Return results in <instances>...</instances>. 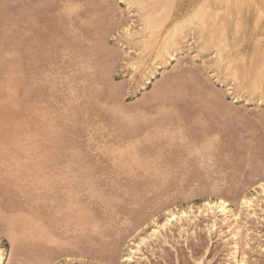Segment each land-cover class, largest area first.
I'll return each mask as SVG.
<instances>
[{
  "label": "rangeland",
  "instance_id": "374dc122",
  "mask_svg": "<svg viewBox=\"0 0 264 264\" xmlns=\"http://www.w3.org/2000/svg\"><path fill=\"white\" fill-rule=\"evenodd\" d=\"M57 1L63 3V0H0V53L8 49L12 54L7 56V62H10L0 68L1 72L5 71L1 82L11 79L15 72L18 74V79L14 78L16 81L22 78L18 87L13 89H16L14 92L21 104L16 102L14 107L6 103L8 107L2 106L0 125L6 119L5 125H2L5 131H14L11 128L13 123L10 126L13 121L6 118L12 110L18 111L20 120L24 116L29 122L26 120L27 128L19 130L20 134L15 132L18 136L10 133L11 139L0 132V139L7 138L3 141L5 143L0 142V248L6 250V264H233L230 258L232 244L223 238L229 229L210 213L199 215L198 212L205 201L215 202L220 196L227 201L229 209L239 214L237 221L232 223L233 229L241 231L237 233V240L245 261L239 264H264V195L259 194L260 185L264 187V93L259 90L250 93L249 82L252 80L249 79L253 74L246 78V68L242 71L244 67L238 68L243 63L248 65V69L255 68L257 62H251L250 57L255 56L253 60L256 61L257 56H262L264 0L238 2L242 19L237 22L241 26L232 48L235 51L238 47L242 49L245 54L241 60L245 61L239 59L233 64L235 77L225 69V61L216 64V48L213 41L209 43L211 24H216V32L223 28L228 32L233 24L230 23L232 17L226 15L223 8V0H143V8L139 0H80L83 5L77 7V17L73 13L76 18L66 10V15L59 17L63 13ZM65 2L60 4L64 7ZM54 4L56 8H53H58L59 12L46 11ZM72 10L70 12H74ZM46 13L48 17L44 16ZM194 13V19L188 21ZM68 14L72 16L68 18ZM146 16H149V21ZM201 17L204 21L198 20ZM187 18L188 22L184 24ZM52 19L62 26L53 23L54 28L59 27L56 41L63 42L61 49L60 43L52 42V38L49 41L51 33L50 36L48 31L44 33L52 28V23L47 27ZM26 20L27 23H24ZM29 21L37 25L34 27ZM200 22L204 24L201 25L204 31L200 29ZM23 23L29 27L25 32L21 29ZM180 23L181 30L176 33L177 36L175 34V39L180 38V41L176 39L177 45L168 49L166 44ZM43 25L48 29L45 30ZM49 32L53 34L52 30ZM216 32L214 35H218ZM44 34L50 44V48L46 44L47 51L52 48V43L58 45L57 50L54 46L55 50L51 49L53 54H58L53 55L55 58L45 55L47 57L42 59L41 50L46 43ZM219 39H222L221 36ZM39 40L43 42H37ZM218 40L214 39L216 43ZM45 49L43 53L51 55ZM224 56L227 57V53ZM46 59L48 62H45ZM7 64L13 65L12 69ZM7 69L9 72L16 71L11 74ZM235 83L241 86L238 90L234 87ZM244 84L247 89L242 88ZM47 104L50 105L48 111L45 108ZM45 111L53 122L47 119ZM41 112L45 115L42 116ZM40 115L48 121L45 118L42 120ZM163 115H170V118ZM49 121V125L54 123L56 126L50 125L54 127L49 128L50 134L46 132L48 126H44ZM40 123H45L44 128ZM35 125L38 126L36 130ZM212 131H217V135ZM213 140L217 141V145ZM34 151H38L36 156L40 155L43 159L39 156L41 160H37L38 164L35 162L38 157L33 158ZM18 161H25L21 170L14 169ZM11 171L19 174L15 176L14 172V177H11ZM244 198L251 199V211L242 205ZM72 203L75 205L69 208ZM188 207L192 208V213L188 214L190 222H173L172 226L160 230L156 238L149 239L147 246H142L139 252H131L133 242L148 235L156 223L162 225L169 212L175 213ZM77 209L82 211V217ZM55 212L57 215H54ZM34 213L37 214L34 220L40 221L43 216V221H40L43 223L49 221L47 216L56 218L50 219V222L59 224L55 229L53 222L50 243L32 237L35 223L31 225V219L32 222L34 220L29 217ZM212 223L216 227L209 229Z\"/></svg>",
  "mask_w": 264,
  "mask_h": 264
},
{
  "label": "bare ground",
  "instance_id": "6f19581e",
  "mask_svg": "<svg viewBox=\"0 0 264 264\" xmlns=\"http://www.w3.org/2000/svg\"><path fill=\"white\" fill-rule=\"evenodd\" d=\"M59 1H61V0H59ZM79 1V2H78ZM240 1H242V0H223V8H225V11H226V15H228V16H230V17H232V20H231V22L230 23H233L235 26L233 27V24L231 25V26H229V29H228V32L226 31V29L225 28H223L221 31H219V32H221L222 34H220V36H221V40L219 41L218 40V38H220V36L218 37V35H219V32H216V31H218V29L216 30V28H217V26H216V24L214 23V24H211L210 26H212V27H210L211 29H210V33H209V43L211 44V43H213V46H214V48H216L215 49V53H216V64L217 63H219V62H221V64L222 63H224L223 61H225V69L229 72V70H230V76L232 75L233 77H235V74H236V69H233V64L235 65V62H237L239 59L241 60V57L242 56H244V52L242 51V49H240L239 47L236 49V51L235 50H233V48H232V43L233 42H235L236 40V37H235V35H236V32H239V27L241 26V25H238L237 24V22H239V21H241V19H242V14H241V12H242V10L240 9V7H238V2H240ZM64 0H63V3L62 2H56V3H58V7L60 6H62L63 7V5H64ZM71 0L69 1L68 0V2L66 1L65 3V6L63 7V9H62V7L59 9L60 10V12L61 13H63V14H61V15H59V13L57 14V15H59V17L60 16H62L63 17V15L65 14L66 15V11H69V13H72V15H73V13L75 14V11H76V9H77V7L79 6V5H81L82 3H80V0H77V2H78V4H76L77 2L75 1L74 2V0L71 2V3H73L72 5V7H71ZM142 2H143V0L141 1V0H139V5L143 8V4H145V3H143L142 4ZM259 2V1H258ZM60 3H62V4H60ZM67 3H69L68 5H67ZM147 3V2H146ZM134 4V3H133ZM55 5L56 4H54V6H52V8L53 7H55ZM66 5H67V7H66ZM83 5V4H82ZM236 5H237V8H236ZM71 7V8H69V7ZM75 6V7H74ZM65 7H66V9H65ZM43 8V7H42ZM51 7H49V8H45L46 9V11H48V9H50V12L52 13V12H54V11H52V10H56V12H59V11H57V9H55V8H53L52 9ZM69 8V9H68ZM75 9V10H72V9ZM85 8V7H84ZM68 9V10H67ZM80 9V8H79ZM8 10V9H7ZM66 10V11H65ZM74 11V12H70V11ZM45 11V12H46ZM62 11H64V12H62ZM50 12H47L48 14H50ZM77 12V11H76ZM90 12V11H89ZM96 12V11H95ZM44 14V16L46 15L47 17H48V14ZM55 13V12H54ZM88 13V12H87ZM97 13V12H96ZM214 13V12H213ZM6 14V13H5ZM4 15V14H3ZM51 15V14H50ZM53 15V14H52ZM69 15L70 14H68L67 15V17L69 18ZM72 15H70V16H72ZM92 15V14H91ZM244 15V14H243ZM74 16V15H73ZM75 16H76V14H75ZM74 16V17H75ZM150 16V15H149ZM149 16H146V20H150V18H149ZM194 16H195V13L194 14H192L190 17H188L189 18V20H188V18L185 20V22H184V24L185 23H187L188 21H191V20H193L194 19ZM9 17V16H8ZM30 17V16H29ZM28 17V19H30ZM43 17V16H42ZM56 17V16H55ZM59 17H57L56 19L57 20H59ZM67 17H65V18H67ZM77 17V16H76ZM75 17V18H76ZM148 17V18H147ZM193 17V18H192ZM226 17V16H225ZM21 18V17H20ZM72 18V17H71ZM86 18V17H85ZM95 18V17H94ZM191 18V19H190ZM9 19V18H8ZM7 19V20H8ZM24 19V18H23ZM73 19V18H72ZM79 19V18H78ZM81 19V18H80ZM83 19V18H82ZM89 19V18H88ZM88 19H87V21H88ZM93 19V18H92ZM97 19V18H96ZM200 19L201 20H203L204 21V18L202 19V17L201 18H199L198 20L200 21ZM32 20V19H31ZM41 20V19H40ZM39 20V21H40ZM46 20V19H45ZM57 20H55L54 21V19H52V20H50L51 22H49V23H47L48 25H47V27L48 26H50L51 25V23H52V25H54V24H57L58 25V23L57 22H59V21H57ZM65 20V19H64ZM63 20V21H64ZM67 20V19H66ZM65 20V21H66ZM148 20V21H149ZM188 20V21H187ZM6 21V20H5ZM37 21V20H36ZM35 21V22H36ZM43 22H44V20H42ZM53 21V22H52ZM57 21V22H56ZM62 21V22H63ZM187 21V22H186ZM24 23H27V20H26V22L25 21H23ZM30 22V21H29ZM33 22V21H32ZM32 22H30V24H33ZM42 22V23H43ZM48 22V21H47ZM56 22V23H55ZM80 22V21H79ZM89 22V21H88ZM3 23V22H2ZM23 23V24H24ZM38 23V22H37ZM46 23V22H45ZM44 23V24H45ZM54 23V24H53ZM101 23V22H100ZM183 23V22H182ZM182 23H180L179 25H177L176 26V29L174 30V33H173V35L170 37V39H169V41L167 42V44H166V47H168V49L169 48H172V47H175L176 45H177V41H180L179 39H177V41H176V39H175V34L179 31V30H181L180 28L182 27V26H180ZM63 24V23H62ZM71 24V23H70ZM70 24H69V27H70ZM78 24V23H77ZM81 24V23H80ZM85 24V23H84ZM89 24V23H88ZM147 24V23H146ZM169 24V23H168ZM254 24V23H253ZM4 25V24H3ZM34 25V27H35V25H37V24H33ZM33 25H31V27L33 26ZM40 25V24H39ZM46 25V24H45ZM45 25H43L44 27V29L46 30V29H48V28H46V26ZM50 26V27H52V28H54L55 27V25L54 26ZM56 25V26H57ZM64 25V24H63ZM73 25V24H72ZM71 25V26H72ZM82 25V24H81ZM121 25V24H120ZM201 25L203 26L204 24H202L201 22H200V27H201ZM20 26V25H19ZM41 26H42V24H41ZM40 26V27H41ZM58 26H60V27H62L60 24L58 25ZM90 26H92V25H90ZM180 26V27H179ZM219 26V25H218ZM22 27H24V28H22ZM21 27V29H24V32H25V29L26 30H28L29 29V27L27 26V24H26V26H25V24H24V26H22ZM27 27V28H26ZM49 27V28H50ZM104 27V26H103ZM126 27V26H125ZM221 27V26H220ZM223 27V26H222ZM236 27V28H235ZM42 28V27H41ZM40 28V29H41ZM52 28H50L49 30H46V32H44V30H43V32L46 34L47 33V31H48V33H47V35H49L50 33H51V35H52V37H49V41H51L50 39L52 38L53 40H52V42H55L56 40H58V38H57V34H60L57 30L59 29V27H58V29L57 28H54V29H52ZM65 28V27H64ZM96 28V27H95ZM203 27H201L200 29H202ZM20 29V30H21ZM39 29V28H38ZM56 29V30H55ZM63 29V28H62ZM68 29V28H67ZM71 29V28H70ZM204 29L206 30V26L204 27ZM37 30V29H36ZM42 30V29H41ZM53 31V34H55L54 36V38H53V34H52V32H49V31ZM64 30V29H63ZM96 30V29H95ZM225 30V31H224ZM22 31V30H21ZM32 31V30H31ZM54 31H56V32H58V33H56V32H54ZM59 31H61V29L59 30ZM107 31V30H106ZM108 31H110V30H108ZM201 31H204L203 29L201 30ZM40 32V31H39ZM43 32H40V33H43ZM74 32V31H73ZM77 32V31H76ZM131 32V31H130ZM207 32V31H206ZM217 33L218 35H214V33ZM16 33H17V31H16ZM28 33V32H27ZM23 34V33H22ZM25 34V33H24ZM44 34V38L47 40V36ZM62 34V33H61ZM94 34V33H93ZM99 34V33H98ZM101 34V33H100ZM263 34V33H262ZM35 35V34H34ZM40 35L41 34H39V37H40ZM160 35V34H159ZM158 35V36H159ZM202 35V34H201ZM214 35V36H213ZM25 36V35H24ZM46 36V37H45ZM58 36H60V35H58ZM84 36V35H83ZM176 36H177V34H176ZM181 37V36H180ZM208 37V36H207ZM215 37H218V38H215ZM12 38V37H11ZM23 38V37H22ZM40 38H43V37H40ZM59 38H61V37H59ZM65 38V37H64ZM80 38V37H79ZM92 38H94V37H92ZM182 38V37H181ZM216 39V40H218V43H216L215 41H214V39ZM240 38H242V37H240ZM76 39H77V37H76ZM160 39V38H159ZM207 38H205V40H206ZM213 39V40H212ZM19 40V39H18ZM38 40V39H37ZM43 40V39H42ZM42 40H39V41H37V42H43ZM45 40V42L46 43H43V44H45L44 46L45 47H43L45 50H46V52L48 53V52H51V49H56V46H58L56 43V46H54V43H52L51 45V49H49L48 51H47V47L48 48H50V44H48L47 42H49L48 40L46 41ZM55 40V41H54ZM60 40V39H59ZM70 40V39H69ZM91 40V39H90ZM235 40V41H234ZM16 41V40H15ZM20 41H21V38H20ZM36 41V40H35ZM211 41H213V42H211ZM26 42V41H25ZM32 42V41H31ZM34 42V41H33ZM36 42V43H37ZM56 42H58V43H60V41H56ZM19 43V42H18ZM51 43V42H50ZM63 43V42H62ZM62 43H60L59 44V48H60V45L62 44ZM204 43H206V41L204 42ZM7 44V43H6ZM16 44V43H15ZM32 44V43H31ZM38 44V43H37ZM48 46H47V45ZM69 44V43H68ZM202 44V43H201ZM205 45H207V44H205ZM35 46V45H34ZM38 46H39V44H38ZM41 46V45H40ZM47 46V47H46ZM53 46H54V48H53ZM62 46V45H61ZM212 46V45H211ZM210 46V47H211ZM264 46V45H263ZM7 47V46H6ZM12 47V46H11ZM9 48H10V46H9ZM17 48V47H16ZM27 48V47H26ZM58 48V47H57ZM58 48V50L60 51V49ZM235 48V47H234ZM261 48V47H260ZM10 49H12V48H10ZM14 50H15V48H13ZM12 49V50H13ZM36 49H39L38 47L36 48ZM44 49H39V50H41L42 51V53L44 52L43 50ZM54 49V50H55ZM140 49V48H139ZM212 49V48H211ZM262 49V48H261ZM13 50V51H14ZM26 50V49H25ZM57 50V49H56ZM62 50H63V48H62ZM61 50V51H62ZM0 51H2L1 50V47H0ZM4 51V50H3ZM6 51V50H5ZM17 51V50H16ZM15 51V52H16ZM19 51V50H18ZM53 51V50H52ZM135 51V50H134ZM177 51V50H176ZM14 52V53H15ZM29 52V51H28ZM34 52V51H33ZM54 52V51H53ZM53 52H51V55L50 54H42L40 51L38 52L39 54L41 53V56H42V59H45L44 57H47V56H45V55H48V57L50 56V57H54L55 55H58V54H53ZM64 52V51H63ZM62 52V53H63ZM224 52H225V54H224ZM259 52V51H258ZM3 53H7L6 55L5 54H3ZM1 52L0 53V66H2V67H0V68H3V67H5L4 66V64H6V62H7V60H9V58H7V56H11L12 54H10V50H9V52H8V49H7V51L6 52ZM11 53H13L12 51H11ZM25 53V52H24ZM30 53H32V52H30ZM56 53H57V51H56ZM71 53V52H70ZM226 53H227V57L226 56H224V55H226ZM260 54H261V51L259 52ZM259 53H257V54H259ZM37 54V53H36ZM61 54V53H60ZM75 54V53H74ZM254 54H256V53H254ZM259 54V55H260ZM14 55V54H13ZM38 55V54H37ZM54 55V56H53ZM64 55V54H63ZM73 55V54H72ZM36 56V55H35ZM40 56V55H39ZM44 56V57H43ZM60 56V55H59ZM62 56V55H61ZM81 56V55H80ZM140 56V55H139ZM34 57V56H33ZM37 58H40V57H38V56H36ZM83 57V56H82ZM226 57V58H225ZM259 57H261V59L259 58ZM17 58V57H16ZM37 58H36V60H37ZM55 58V57H54ZM57 58V57H56ZM84 58V57H83ZM225 58V59H224ZM243 58L244 57H242V60H243ZM251 59H250V61L251 62H257V64H255V68H251L252 69V71H251V69H248V65L246 66V65H244V63H243V65L241 66V65H237L238 66V68L239 67H244V68H240L241 69V71L243 70V69H245L246 68V70H245V75H246V78H248V77H251V74H253L252 75V79L250 78L249 80H252V81H250L249 83L251 84V88H249V90L250 89H252L251 91L252 92H250V93H253L254 91H256V90H259L260 91V93H264V49L262 50V56L260 55V56H257V58L258 59H260V60H257V58H256V61L255 60H253L254 58H255V56H254V58H252V56L250 57ZM48 59V58H47ZM45 60V62H48V60ZM51 59V61H54L55 62V59L54 60H52L53 58H50ZM59 59H60V57H59ZM70 59V58H69ZM11 60V59H10ZM21 60V59H20ZM19 60V61H20ZM40 60V59H39ZM38 60V61H39ZM61 60V59H60ZM137 60H138V58H137ZM241 60V61H242ZM13 60H11V62H12ZM51 61H49L50 62V64H51ZM212 61H214V60H212ZM239 62V63H242V62H244V61H242V62ZM249 61V62H250ZM10 62V61H9ZM9 62H7V63H9ZM34 62V61H33ZM69 62V61H68ZM14 63V62H13ZM36 63V62H35ZM60 63V62H59ZM238 63V62H237ZM34 64V63H33ZM52 64H53V62H52ZM63 64V63H62ZM131 64V63H130ZM220 64V63H219ZM9 64H7L6 66L7 67H9L10 66V68L11 67H13V65L11 66V64L8 66ZM16 65H18V64H16ZM48 65V64H47ZM61 65V64H60ZM78 65V64H77ZM51 66V65H50ZM56 66V65H55ZM75 66V65H74ZM246 66V67H245ZM250 67H252L251 66V64L249 65ZM32 67H34V66H32ZM40 67V66H39ZM47 67H49V66H47ZM47 67H44L45 68V70L47 69ZM57 67H59V66H57ZM133 67V66H132ZM19 68V67H18ZM17 68V69H18ZM35 68V67H34ZM50 69H51V67H49ZM12 69V68H11ZM14 69H16V68H14ZM35 69H37V68H35ZM49 69V70H50ZM52 69H54V68H52ZM51 69V70H52ZM58 69V68H57ZM4 70V69H3ZM2 70V71H3ZM8 70V69H7ZM21 70V69H20ZM25 70V69H24ZM42 70H43V68H42ZM50 70V71H51ZM16 70H13V72H15ZM19 71V70H18ZM39 71V70H38ZM254 71V72H253ZM5 72V71H4ZM4 72H1V69H0V108L2 107V106H4L6 103H11V105L12 106H14L13 104H15L16 105V102L18 103V100H17V98H19V97H17L16 98V92H14L15 90H13L15 87L17 88L18 86L17 85H19L20 84V82L19 81H22L21 79V77L19 78V80L18 81H16L14 78H17L18 79V74L15 72V74H17V75H15L12 71H10L11 72V79H13V81L9 78V80H5L6 81V83H5V81H3L4 83H2L1 82V80H3V79H1V77H2V74L4 73ZM8 73H10L9 72V70L7 71ZM33 72V71H32ZM39 72H41V71H39ZM43 72H44V70H43ZM42 72V73H43ZM46 72V71H45ZM49 72V71H48ZM48 72H46V73H48ZM54 72V71H53ZM18 73H20V71L18 72ZM7 74V73H6ZM44 74V73H43ZM60 74V73H59ZM62 74V73H61ZM4 75H5V73L3 74V77H4ZM14 75V76H13ZM21 75V74H20ZM23 75V74H22ZM40 75V74H39ZM46 76H47V74H45ZM228 75V74H227ZM13 76V77H12ZM31 76V75H30ZM46 76H42V77H46ZM34 77V76H33ZM38 77V76H37ZM56 77V76H55ZM242 77V76H241ZM47 78V77H46ZM68 78V77H67ZM28 79V78H27ZM39 79H40V77H39ZM49 79V78H48ZM55 79V78H54ZM235 79V78H234ZM237 79H238V77H237ZM245 79V78H244ZM244 79H241L242 81L244 80ZM33 80V79H32ZM36 80V79H35ZM45 80H47V79H45ZM44 80V81H45ZM65 80V79H64ZM217 80V79H216ZM9 81V82H8ZM11 81V82H10ZM37 81V80H36ZM39 82L40 81H42V80H38ZM53 81V80H52ZM219 81V80H218ZM18 82H19V84H18ZM32 82H34V81H32ZM48 82V81H47ZM50 82V81H49ZM57 82H58V80H57ZM56 82V83H57ZM60 82V81H59ZM23 83V82H22ZM35 83V82H34ZM45 84H46V81L44 82ZM51 83V82H50ZM50 83H48L49 85H50ZM36 84V83H35ZM38 84V83H37ZM43 84V83H42ZM236 84V83H235ZM26 85V84H25ZM44 85V84H43ZM47 85V84H46ZM48 85V86H49ZM52 85V84H51ZM54 86H55V84H53ZM67 85V84H66ZM248 85V84H247ZM54 86H53V88H54ZM65 86V85H64ZM240 85H238L237 86V84H236V86H234V87H236V90H238V87H239ZM8 87V88H10V89H7V91L9 92H7L6 91V88ZM42 87V86H41ZM44 87V86H43ZM50 87V86H49ZM56 87V86H55ZM241 87V86H240ZM48 88V87H47ZM52 88V87H51ZM50 88V89H51ZM242 88H244V89H247V87L245 86V84L244 85H242ZM2 89H5V92L3 93L2 92ZM30 89V88H29ZM29 89H27V90H29ZM42 89H45V88H42ZM57 89V88H56ZM230 89V88H229ZM241 89V88H240ZM37 90V89H36ZM46 90V89H45ZM72 90V89H71ZM70 90V91H71ZM11 91H12V94H10L11 93ZM50 91V90H49ZM53 91V90H52ZM61 91V90H60ZM30 92V91H29ZM28 92V93H29ZM39 92V91H38ZM45 92V91H44ZM48 92V91H47ZM73 92V91H72ZM240 92V91H239ZM53 93V92H52ZM7 94V95H6ZM36 94V93H35ZM45 94V93H44ZM21 95V94H20ZM212 96L214 95V94H211ZM237 95V94H236ZM35 96V95H34ZM38 96V95H37ZM50 96V95H49ZM28 97V96H27ZM155 97V96H154ZM211 97V96H210ZM23 98V97H22ZM30 98V97H29ZM35 98V97H34ZM24 99V98H23ZM38 99V98H37ZM264 99V98H263ZM17 100V101H16ZM20 100H22V99H20ZM29 100V99H28ZM160 100V99H159ZM50 101V100H49ZM62 101V100H61ZM166 101V100H165ZM22 102V101H21ZM31 102H33V101H31ZM37 102V101H36ZM39 102V101H38ZM46 103V102H45ZM45 103H43V105L45 104ZM8 104V105H9ZM18 104H21V103H18ZM25 104V103H24ZM29 104V103H28ZM33 104V103H32ZM50 104H51V102H50ZM27 105V104H26ZM46 105V104H45ZM214 105H216V104H214ZM218 105V104H217ZM6 106V105H5ZM25 106V105H24ZM30 106H31V103H30ZM34 106V105H33ZM38 106V105H37ZM47 106H48V104H47ZM50 106V105H49ZM49 106L48 107H45V108H47L46 109V111H48V108H49ZM52 106V105H51ZM54 106V105H53ZM156 106V105H155ZM168 106V105H167ZM211 106H212V103H211ZM6 107H8V106H6ZM15 107V106H14ZM40 107L41 108H43V106L42 105H40ZM40 107H39V109H40ZM157 107V106H156ZM165 107V106H164ZM4 108V107H3ZM24 108V107H23ZM26 108V107H25ZM37 108V107H36ZM63 108V107H62ZM168 108V107H167ZM210 108V107H209ZM223 108V107H222ZM6 109V108H5ZM35 109V108H34ZM50 109H51V107H50ZM228 109V108H227ZM1 110V109H0ZM41 110V109H40ZM43 110H45V109H43ZM170 110V109H169ZM169 110H165L167 113H169L168 111ZM215 110V109H214ZM37 111L39 112V110H38V108H37ZM37 111H35V112H37ZM46 111L45 112H43V113H45L46 114ZM118 111V110H117ZM225 111V110H224ZM2 112V111H1ZM23 112H26V110H23ZM30 112V111H29ZM37 112V113H38ZM51 112H52V110H51ZM66 111L64 110V113H65ZM119 112V111H118ZM221 112V111H220ZM37 113H33V114H37ZM42 112H41V115L43 114ZM54 113V112H53ZM59 113V112H58ZM63 113V112H62ZM61 113V114H62ZM123 113V112H122ZM126 113V112H125ZM166 113V114H167ZM172 113V112H171ZM232 113V112H231ZM28 114V113H27ZM32 114V115H33ZM39 114V113H38ZM37 114V115H38ZM45 114H43V115H45ZM164 114V113H163ZM4 115H5V111H4ZM7 115V117L6 118H10L13 122H10L11 124H10V126L12 125V123H13V127L11 126V128L14 130L13 132H11V131H9V130H7V131H9V132H7V131H5L6 129L3 127L5 124L4 123H6L5 121H6V119H5V121L0 125V132H1V135L2 136H4L3 134H5V136H7V138L8 139H11V134H12V136H14L15 137V132L17 131V134L19 133L20 134V132L21 131H23L22 129H24V128H27V122H28V120H27V118L26 119H24V116H23V118L20 120V116H18V115H20V114H18V111L16 112L15 110H12V113H11V111L9 112V114H6ZM5 115V116H6ZM28 115H31V113L30 114H28ZM34 115V116H35ZM41 115H40V118L43 120L44 118H45V116H44V118L43 117H41ZM42 115V116H43ZM49 115V114H48ZM54 115H55V113H54ZM56 115H58V114H56ZM60 115V114H59ZM66 115H68V114H66ZM157 115H158V113H157ZM177 115H179V114H177ZM227 115H229V114H227ZM232 115H234V114H232ZM3 116V115H2ZM39 116V115H38ZM46 116H47V114H46ZM63 116V115H62ZM61 116V117H62ZM116 115H114V117H115ZM163 116H165V117H168V115L166 116V115H163ZM162 116V117H163ZM223 116H225V114L223 115ZM28 117V116H27ZM33 117V116H32ZM48 118V120L50 119L51 120V118L49 117V116H47ZM54 117H56V116H54ZM61 117H59V118H61ZM136 117V116H135ZM175 117H177V116H175ZM227 117V116H226ZM225 117V118H226ZM1 118V117H0ZM63 118H65V117H63ZM121 118V117H120ZM168 118H170V115H169V117ZM231 118H232V116H231ZM4 119V118H3ZM2 119V120H3ZM7 119V121H9ZM46 118H45V120L46 121H48ZM58 119V118H57ZM57 119H55V120H57ZM66 119V118H65ZM134 119V118H133ZM165 119V118H164ZM221 119H223V118H221ZM227 119V118H226ZM230 119V118H229ZM235 119V118H234ZM25 121L26 122V120H27V122L25 123V122H22V121ZM35 120V119H34ZM63 119H61L60 121H62ZM161 120V119H160ZM175 120V119H174ZM180 120V119H179ZM231 120V119H230ZM229 120V121H230ZM1 121V120H0ZM37 121V120H36ZM52 122H53V120H51ZM51 121H49L48 123H46L47 125H44V124H42V123H40V124H42V128H44V126H45V128H47L46 126H48V130H46V132L47 133H49L50 134V132H49V128L51 129V128H54V127H56V126H54V123H52V124H50V125H52V126H54V127H51L50 125H49V123L51 122ZM58 121V120H57ZM170 121V120H169ZM228 121V122H229ZM41 122V121H40ZM63 123H64V121H62ZM178 122V121H177ZM177 122H176V124H177ZM181 122V121H180ZM179 122V123H180ZM223 122V121H222ZM29 123V122H28ZM134 123H135V121H134ZM163 123V122H162ZM26 124V125H25ZM34 124V123H33ZM227 124V123H226ZM3 125V126H2ZM38 125V124H37ZM44 125V126H43ZM57 125V124H56ZM140 125V124H139ZM170 125V124H169ZM216 125V124H215ZM219 125V124H218ZM40 126V125H39ZM58 126V125H57ZM62 126V125H61ZM135 126V125H134ZM146 126V125H145ZM212 126H214V125H212ZM1 127H3V128H1ZM23 127V128H22ZM31 127V126H30ZM37 127L38 126H36L35 125V130L37 129ZM149 127V126H148ZM180 127V126H179ZM10 128V129H11ZM28 128H29V126H28ZM34 128V127H33ZM33 128H32V130H33ZM137 128V127H136ZM135 128V129H136ZM140 128V127H139ZM217 128V127H216ZM220 128V127H219ZM3 131H2V130ZM9 129V128H8ZM11 129V130H12ZM30 129V128H29ZM29 129H25V130H29ZM56 129V128H55ZM142 129V128H141ZM162 129H163V127H162ZM165 129V128H164ZM19 130H21L20 132H19ZM31 130V131H32ZM45 130L43 131V130H41V131H43V132H45ZM54 130V129H53ZM57 130V129H56ZM132 130V129H131ZM150 130V129H149ZM167 130V129H166ZM166 130L164 131L165 133H166ZM34 131V130H33ZM157 131V130H156ZM160 131H161V129H160ZM159 131V132H160ZM163 131V130H162ZM175 131V130H174ZM177 131H178V127H177ZM215 131V130H214ZM214 131H212L214 134H216V132H214ZM7 132V133H6ZM38 132H39V130H38ZM153 132V131H152ZM159 132H158V134H159ZM176 132V131H175ZM180 132V131H179ZM11 133V134H10ZM31 133V132H30ZM41 134H43L42 132H40ZM135 133H137V132H135ZM155 132H153V134H154ZM177 133V132H176ZM16 134V136H18ZM27 134V133H26ZM33 134V133H32ZM40 134V135H41ZM131 134V133H130ZM141 134H143V133H141ZM145 134V133H144ZM143 134V135H144ZM181 134V133H180ZM179 134V135H180ZM0 135V136H1ZM9 135V136H8ZM21 135H23L22 133H21ZM36 135H37V133H36ZM45 135H46V133H45ZM134 135V134H133ZM156 135V134H155ZM217 135V134H216ZM216 135L213 137V139H215V137H216ZM31 136V135H30ZM43 136H44V134H43ZM42 136V137H43ZM47 136V135H46ZM129 136V135H128ZM127 136V137H128ZM135 136V135H134ZM137 136V135H136ZM167 136V135H166ZM183 136V135H182ZM210 136V135H209ZM22 137V136H21ZM20 137V138H21ZM32 137V136H31ZM33 137H36V136H34L33 135ZM52 137V136H51ZM59 137V136H58ZM149 137V136H148ZM159 137V136H158ZM169 137V136H168ZM181 137V136H180ZM186 137V136H185ZM205 137V136H204ZM212 137V136H211ZM2 138L3 137H1V139H0V142H3V141H6V139L7 138H5L4 140H2ZM17 138V137H16ZM23 138V137H22ZM50 138V137H49ZM135 138V137H134ZM160 138V137H159ZM179 138V137H178ZM182 138V137H181ZM206 138V137H205ZM210 138V137H209ZM13 139V138H12ZM18 139V138H17ZM24 139H25V137H24ZM31 139V138H30ZM38 139V138H37ZM56 139V138H55ZM121 139V138H120ZM136 139V138H135ZM162 139H163V137H162ZM185 139V138H184ZM184 139H183V141H184ZM2 140V141H1ZM23 140V139H22ZM31 140H33V139H31ZM44 140V139H43ZM57 140H58V138H57ZM126 140V139H125ZM132 140V139H131ZM137 140V139H136ZM140 140V139H139ZM172 140V139H171ZM199 140V139H198ZM205 140H207V139H205ZM7 141H9V140H7ZM13 140H11V142H12ZM17 141V140H16ZM49 141V140H48ZM119 141V140H118ZM129 141V140H128ZM161 141V140H160ZM201 141V140H200ZM211 143H212V140H209ZM214 141V140H213ZM10 142V141H9ZM20 142V141H19ZM29 142V141H28ZM32 142V141H31ZM114 142V141H113ZM126 142V141H125ZM141 142V141H140ZM144 142V141H143ZM147 142V141H146ZM207 142V141H206ZM209 142V143H210ZM3 143H5V142H3ZM3 143H1L2 145H3ZM8 143V142H7ZM16 143H18V142H16ZM121 143H124V142H122L121 141ZM130 143V142H129ZM150 143V142H149ZM156 143V142H155ZM180 143V142H179ZM201 143H202V141H201ZM204 143H205V141H204ZM213 143H215V141L213 142ZM30 144V143H29ZM142 144V143H141ZM144 144V143H143ZM160 144V143H159ZM12 146H13V144H11ZM36 145H38V144H36ZM154 145V144H153ZM192 145V144H191ZM196 145V144H195ZM199 145H200V143H199ZM203 145V144H202ZM214 145H217V141H216V143L214 144ZM17 146V145H16ZM29 146V145H28ZM35 146V145H34ZM42 146V145H41ZM40 146V147H41ZM143 146H145V145H143ZM209 146H210V148H213V147H211V145L209 144ZM11 147V146H10ZM47 147V146H46ZM103 147V146H102ZM101 147V148H102ZM104 147H105V144H104ZM121 147V146H120ZM155 147V146H154ZM184 147V146H183ZM188 147V146H187ZM5 148V147H4ZM3 148V149H4ZM7 148V147H6ZM24 148V147H23ZM37 148H39V147H37ZM36 148V149H37ZM98 148V147H97ZM106 148V147H105ZM109 148V147H108ZM135 148H137L136 146H135ZM153 148V147H152ZM159 148V147H158ZM185 148V147H184ZM189 148V147H188ZM191 148V147H190ZM200 148V150H201V147H199ZM203 148V147H202ZM209 148V149H210ZM42 149V148H41ZM48 149V148H47ZM165 149V148H164ZM193 149H195V148H193ZM216 149V148H215ZM18 151H19V148L17 149ZM40 150V149H39ZM43 150V149H42ZM111 150V149H110ZM113 150V149H112ZM120 150V149H119ZM141 150H143V149H141ZM151 150V149H150ZM199 150V151H200ZM204 150V149H203ZM206 150H208V149H206ZM213 150V149H212ZM22 151V150H21ZM33 151V150H32ZM44 151H45V149H44ZM104 152L106 151V150H103ZM109 151V150H108ZM193 151V150H192ZM195 151V150H194ZM20 152V151H19ZM35 152V156L33 157L34 158V160H35V158L36 157H38V158H36V160H35V162L38 164V161L39 160H41L42 159V157L40 156V155H38V156H36V152H38V151H34ZM47 152V151H46ZM45 152V153H46ZM49 152V151H48ZM107 152V151H106ZM114 152V151H113ZM190 152V151H189ZM201 152V151H200ZM209 152H211V150L209 151ZM213 152H214V150H213ZM22 153V152H21ZM20 153V154H21ZM32 153V152H31ZM44 153V154H45ZM49 153H51V152H49ZM148 154H149V151L147 152ZM151 153V152H150ZM186 153H188V152H186ZM191 153V152H190ZM202 153H203V151H202ZM205 153V152H204ZM204 153H203V155H204ZM17 154V153H16ZM19 154V155H20ZM23 154V153H22ZM38 154V153H37ZM42 154V153H41ZM44 154H42L43 156H44ZM152 154V153H151ZM162 154V153H161ZM192 154V153H191ZM195 154H200V153H195ZM46 155V154H45ZM193 155H194V153H193ZM192 155V156H193ZM17 156V155H16ZM22 156H24V155H22ZM39 156H40V158L41 159H39ZM47 156V155H46ZM150 156V155H149ZM153 156H155V155H153ZM161 156V155H160ZM192 156H190V157H192ZM200 157H201V155H199ZM19 157V156H18ZM21 157V156H20ZM25 157V156H24ZM23 157V158H24ZM134 157V156H133ZM162 157H163V155H162ZM187 158H188V156H186ZM16 158V157H15ZM26 158V157H25ZM32 158V159H33ZM45 158V157H44ZM129 158V157H128ZM159 158V157H158ZM187 158H185V159H187ZM203 158V157H202ZM211 158V157H210ZM18 159V158H17ZM46 159V158H45ZM131 159V158H130ZM154 159V158H153ZM195 159V158H194ZM27 161H28V159H26ZM25 160V161H26ZM38 160V161H37ZM156 160V159H155ZM204 160V159H203ZM14 161H15V159H14ZM19 161H21V160H19ZM19 161L18 162H15V163H17L18 164V166H16L15 164H14V166H15V168L14 169H20L21 168V164L22 163H24V162H22V163H19ZM22 161H23V159H22ZM42 161H43V159H42ZM159 161V160H158ZM201 161V160H200ZM11 162V161H10ZM30 162V161H29ZM132 162H134V161H132ZM12 163H14V162H12ZM33 163V162H32ZM40 163V162H39ZM202 163V162H201ZM36 164V165H37ZM158 164V163H157ZM8 166H9V164H7ZM13 164H11V166H12ZM20 166V167H19ZM17 167V168H16ZM19 167V168H18ZM25 166H24V164H23V168H24ZM7 168V167H6ZM10 169V168H9ZM9 169H8V171H9ZM14 169H12V170H14ZM21 170V169H20ZM6 172H7V170H6ZM14 172H16V173H14ZM13 173L14 174H16L15 176H17V174H19L17 171H14ZM9 173H11V174H9L10 176L13 174L12 173V171L11 172H9ZM13 174V175H14ZM12 175V176H13ZM36 175V174H35ZM11 176V177H12ZM14 177V176H13ZM16 178V177H15ZM212 187V186H211ZM259 189H261V191H260V195H264V187H263V185H260V188ZM210 190V189H209ZM212 190V189H211ZM214 190V189H213ZM211 192V191H210ZM213 192V191H212ZM211 194V193H210ZM220 196V195H219ZM261 198V197H260ZM70 200V199H69ZM261 201V200H260ZM69 202V201H68ZM71 202H72V200H71ZM70 203V202H69ZM67 204V203H66ZM73 204V205H72ZM71 205L69 204L68 205V207L70 208L71 206H74L75 204L74 203H72ZM242 205L247 209V210H249V211H251L252 210V208H251V199H246V198H244L243 200H242ZM76 208V207H75ZM82 209V208H81ZM59 210H60V207H59ZM76 210V209H75ZM78 210V209H77ZM255 211V210H254ZM57 212H59V211H57ZM78 214L79 215H81L80 217H82V215L83 214H80L82 211H80V210H78ZM84 212V211H83ZM198 212H199V215L200 214H207L208 215V213H210V215H211V217H214L215 219H218L219 218V220L220 221H218V222H221V224H224V225H226V227H227V229H229V232L227 233V234H225L224 235V239H225V242H229V243H231L232 244V248H231V252H230V258H231V260H232V262H233V264H239V263H244V253L241 251V253H243L242 255H241V253L239 252V247H238V240H237V237L239 236L237 233H238V231H239V229L237 230V229H233L232 228V223H234L235 221H237V219H238V217H239V214L237 213V212H234L233 210H231V209H229V205L227 204V201H225V200H223V199H221V196H220V198L218 197V199H216L215 200V202H212L211 200H208V201H205L202 205H201V208L200 209H198ZM189 213H192V208H189L188 207V209H186V210H178V211H175V213L174 212H169L168 213V216L166 217V219H165V221H163L164 223L162 224V225H157V223H156V227L154 228V229H152V231L150 232V233H148V235H144V237H141V238H139L138 239V241L136 242V243H134L133 242V247L134 248H132L133 250H131V249H129V250H131V252L132 253H134V252H139L140 251V248L142 247V246H144V245H146V243L148 242V240L149 239H151V238H156L158 235H159V233H160V230H163V229H165L167 226H172V223L173 222H181L182 220H184V221H186L187 223L188 222H190L191 221V218H188V214ZM253 213V212H252ZM256 213V212H255ZM33 214V213H32ZM41 214V213H40ZM56 214V212L54 213V215ZM195 214V213H194ZM197 214V213H196ZM251 214V213H250ZM34 215H36V217L34 216ZM34 215L33 216H31L30 215V217H29V219L32 217L33 218V220L35 219V218H37V214H35L34 213ZM44 215V214H43ZM49 215V214H48ZM50 215H53V213H51ZM57 215V214H56ZM241 215V214H240ZM40 217H41V215H39ZM46 216V215H45ZM87 216V215H86ZM191 216V215H190ZM195 216V215H194ZM197 216V215H196ZM248 216H249V214H248ZM39 217V218H40ZM50 217V219L51 220H53L55 217H51V216H47V219ZM192 217V216H191ZM43 216L40 218L41 220L40 221H43ZM87 218V217H86ZM195 218V217H194ZM213 218V219H214ZM50 219H48L49 221H47L46 220V222L45 223H43V222H40L39 221V219H38V221L37 220H34L33 222H32V219H31V222H30V224L32 225V224H34V227L32 226V229H33V232H32V237H36L35 239L37 240H40V242H44V241H46L45 243L47 244V242L48 243H50L51 241H52V238H53V232H51L52 230V228H53V222L51 223L50 222ZM81 220H82V218H80ZM79 219V220H80ZM85 219V218H84ZM90 219V218H89ZM22 220V219H21ZM55 220H56V218H55ZM76 220H78V219H76ZM78 220V221H79ZM80 220V221H81ZM211 220V219H210ZM36 221V222H35ZM79 221V222H80ZM85 221V223H84V225H86V223H87V221L86 220H84ZM90 221V220H89ZM216 221V220H215ZM24 222V221H23ZM48 222H49V224H50V226L49 227H51V225H52V227L51 228H49L48 227ZM56 222V221H55ZM55 222H54V224H55ZM92 222V221H91ZM80 223H82V221L80 222ZM95 222L93 221V224H94ZM28 224V223H27ZM56 224H58V222L56 223ZM54 225V227L55 226H57V225ZM66 224V223H65ZM78 224V223H77ZM77 224H75V226L77 225ZM25 225H26V223H25ZM59 225V224H58ZM92 224L90 223V226H91ZM30 226V225H29ZM78 227L79 226H83L82 224H79V225H77ZM184 226V225H183ZM189 226V225H188ZM64 227H66V226H64ZM87 227V226H86ZM97 227V226H96ZM185 227H186V224H185ZM216 227V224H211V226H210V228L209 229H213V228H215ZM77 228V227H76ZM47 229V230H46ZM55 229H56V227H55ZM81 229V228H80ZM87 229V228H86ZM97 229V228H96ZM208 229V230H209ZM51 230V231H50ZM82 230V229H81ZM83 230H84V227H83ZM226 230V229H225ZM237 230V231H236ZM45 231V232H44ZM52 233H50V232ZM54 231V230H53ZM92 231V230H91ZM210 231V230H209ZM195 232V231H194ZM224 232H227V231H224ZM239 233H241V231H239ZM238 235V236H237ZM31 236V235H30ZM55 238V237H54ZM13 240H14V237H13ZM35 240V241H36ZM37 240V241H38ZM44 240V241H43ZM57 240V239H56ZM220 240H222V239H220ZM11 241H12V239H11ZM37 243V242H36ZM39 243V242H38ZM41 244V243H40ZM45 244V245H46ZM147 246V245H146ZM242 250V249H241ZM129 254V253H128ZM131 254V253H130ZM132 256V255H131ZM241 256V258L239 259V260H237L236 258H238V257H240ZM130 257V256H129ZM129 257H128V259H129ZM52 258V257H51ZM128 261V260H127ZM0 264H6V250L4 249V248H0ZM8 264V263H7Z\"/></svg>",
  "mask_w": 264,
  "mask_h": 264
},
{
  "label": "snow or ice",
  "instance_id": "6c2138e0",
  "mask_svg": "<svg viewBox=\"0 0 264 264\" xmlns=\"http://www.w3.org/2000/svg\"><path fill=\"white\" fill-rule=\"evenodd\" d=\"M262 103H264V101H262Z\"/></svg>",
  "mask_w": 264,
  "mask_h": 264
}]
</instances>
